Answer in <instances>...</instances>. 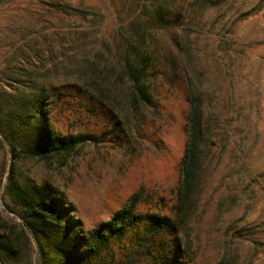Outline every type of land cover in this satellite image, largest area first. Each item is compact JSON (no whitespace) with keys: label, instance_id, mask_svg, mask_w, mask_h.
<instances>
[{"label":"rangeland","instance_id":"1","mask_svg":"<svg viewBox=\"0 0 264 264\" xmlns=\"http://www.w3.org/2000/svg\"><path fill=\"white\" fill-rule=\"evenodd\" d=\"M187 1L189 8L181 9L178 0L175 13L180 14L179 22L191 23L188 49L198 70L187 72L184 63L178 64L172 86L164 80L170 74L166 69L152 70L159 101L153 111L134 113L128 84L119 77L118 49L138 10L132 0H80L78 8L97 12L99 24L77 13L68 15L66 24L50 15L48 36L30 42L35 51L32 62L0 56L3 90L31 94L44 88V108L53 130L64 138H84L73 151L48 160L24 152L15 160L9 143L0 137L1 224L9 226L15 217L4 204L23 211L20 199L7 190L13 165L19 171L15 176L19 184L25 179L47 182L55 199L68 206L85 231L130 207L134 196L138 200L134 213L173 215L188 134L183 77L190 71L204 92L203 107L212 114L216 144L210 146L207 183L197 213L186 218L180 235L183 252L173 250L172 260L264 264L262 0H208L205 10L190 6L195 0ZM159 43L163 47L164 38ZM94 86L99 89L95 95L103 94L107 104L91 94ZM144 228L140 220L113 244L110 264H169L170 259L157 257L160 240L151 247ZM163 252L168 254L169 246Z\"/></svg>","mask_w":264,"mask_h":264},{"label":"trees","instance_id":"2","mask_svg":"<svg viewBox=\"0 0 264 264\" xmlns=\"http://www.w3.org/2000/svg\"><path fill=\"white\" fill-rule=\"evenodd\" d=\"M177 1L132 0L138 10L128 22L129 31L119 46L117 64L120 79L128 84L127 96L134 113L158 108L152 70L166 69L164 71L170 74L168 80H164L171 86L176 79L178 64L184 63L187 72L188 68L192 72L198 70L188 49L191 23L179 22L180 14L175 13ZM179 1L183 3L181 9L189 8L187 0ZM191 5L204 10L210 6L208 0H195ZM77 11L87 21L100 23L97 12L80 8ZM163 38L165 44L162 47L159 41ZM34 52V47L28 44L18 48L8 59L20 58L21 63H30ZM192 72L183 77L189 104L188 134L173 215L134 213L138 204L134 196L130 207L121 210L100 227L85 231L68 212V206L59 204L55 199L47 182L38 184L25 179L19 184L15 180L19 171L13 165L7 190L20 199L23 211L18 212L8 203L7 206L23 221L12 217L9 226L0 222L2 264H34L35 259L36 264H110L109 254L113 244L123 240L128 230L138 225L140 220L144 222L145 235L151 239V247L155 245L154 240H160L156 244L157 257L170 259L169 264L178 263V260H172L171 255L173 250L183 252L180 235L186 218L197 213L207 183L210 146L216 144L212 134V114L203 107L204 92L195 85L194 77L190 75ZM96 92L99 89L94 86L91 94L97 97ZM102 95L98 96V100L107 104V98ZM46 99L44 88H39L37 93L11 94L0 87V133L9 143L13 159L16 160L24 152L31 158L48 160L55 154L73 151L84 141L81 136L64 138L53 130L44 108ZM1 185L0 175V188ZM223 207L224 203H221L219 215ZM165 246H169L168 254H163Z\"/></svg>","mask_w":264,"mask_h":264},{"label":"crops","instance_id":"3","mask_svg":"<svg viewBox=\"0 0 264 264\" xmlns=\"http://www.w3.org/2000/svg\"><path fill=\"white\" fill-rule=\"evenodd\" d=\"M79 2L80 0H0V56L7 59L18 48L30 44L31 40L45 39L48 36L46 33L51 30L50 15L63 19L64 24L67 23L68 15H82L77 11ZM260 6L259 13H262L264 0ZM56 25L62 28L61 24Z\"/></svg>","mask_w":264,"mask_h":264},{"label":"water","instance_id":"4","mask_svg":"<svg viewBox=\"0 0 264 264\" xmlns=\"http://www.w3.org/2000/svg\"><path fill=\"white\" fill-rule=\"evenodd\" d=\"M0 137L4 139V136H3L2 133H0ZM9 171H10V166H9V168H8V173H9ZM8 173L5 174V176H4V178H3V182H5V181L7 180ZM3 189H4V186H3L2 190L0 191V200H1V202H3L2 195H1L2 192H3ZM3 204H4V203H3ZM4 207H5V209H6L8 212H10L13 216H15L19 221H23L22 217H21L19 214H17L16 212L11 211V210L9 209V207H7L5 204H4ZM36 263H37V261H36V259H35V260H34V264H36ZM0 264H2L1 260H0Z\"/></svg>","mask_w":264,"mask_h":264}]
</instances>
